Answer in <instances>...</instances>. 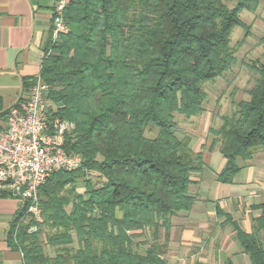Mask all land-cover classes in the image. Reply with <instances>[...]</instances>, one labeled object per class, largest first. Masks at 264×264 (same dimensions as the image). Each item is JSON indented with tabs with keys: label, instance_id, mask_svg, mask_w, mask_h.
Returning a JSON list of instances; mask_svg holds the SVG:
<instances>
[{
	"label": "trees",
	"instance_id": "16d2710c",
	"mask_svg": "<svg viewBox=\"0 0 264 264\" xmlns=\"http://www.w3.org/2000/svg\"><path fill=\"white\" fill-rule=\"evenodd\" d=\"M262 1L74 0L66 8L68 32L53 43L52 28L40 74L49 112L74 125L64 148L83 163L40 187L37 232H28L31 222L18 227V210L9 240L24 264H168L172 219L194 208L192 174L205 169L177 117L204 113L205 83L238 63L252 28L241 15ZM236 27L246 34L233 45ZM247 67L257 75L250 98L209 129L226 159L222 183L264 151V61ZM261 208L253 233L234 223L253 264H264Z\"/></svg>",
	"mask_w": 264,
	"mask_h": 264
},
{
	"label": "crops",
	"instance_id": "0c3cea01",
	"mask_svg": "<svg viewBox=\"0 0 264 264\" xmlns=\"http://www.w3.org/2000/svg\"><path fill=\"white\" fill-rule=\"evenodd\" d=\"M53 9L54 0H0V131L7 126L10 108L27 95L26 85L41 71L52 34ZM203 114L187 120L199 122ZM207 120L205 132L181 125L184 133L192 132L193 151L204 153L205 169L192 174L190 193L197 202L191 211L172 219L165 258L168 264H225L228 260L253 264L238 241L234 223L250 234L263 215L264 151L247 160L233 183L220 182L218 174L226 159L218 147H212V113ZM20 205L19 199L0 191V264H24L22 253L9 240Z\"/></svg>",
	"mask_w": 264,
	"mask_h": 264
},
{
	"label": "built area",
	"instance_id": "2783aa9c",
	"mask_svg": "<svg viewBox=\"0 0 264 264\" xmlns=\"http://www.w3.org/2000/svg\"><path fill=\"white\" fill-rule=\"evenodd\" d=\"M73 1L54 0L53 43L68 32L65 11ZM33 82L27 95L10 108L7 126L0 131V191L20 200L24 211L18 227L31 222L29 233L37 232L43 221L40 187L54 172L75 170L83 163L81 156L64 148L65 132L74 125L49 112L48 86L40 73Z\"/></svg>",
	"mask_w": 264,
	"mask_h": 264
},
{
	"label": "rangeland",
	"instance_id": "374dc122",
	"mask_svg": "<svg viewBox=\"0 0 264 264\" xmlns=\"http://www.w3.org/2000/svg\"><path fill=\"white\" fill-rule=\"evenodd\" d=\"M241 18L247 24L252 25V28L251 34L238 51V63L224 77L218 78L214 82L205 83L204 88L208 92V99L204 106V117L198 122L185 120L178 116L180 127L183 124V127L187 126L193 130L199 129V131L205 132L209 113H212L214 118L211 124L218 127L223 123L221 116L231 114L235 103L250 98L248 90L254 86L257 75L250 71L247 64L258 59L264 61V42H262L264 38V5H261L256 13L244 11ZM245 34L244 29L236 27L231 35L232 44L235 45L238 41L243 40ZM51 51L50 48V53ZM154 134L155 131H147V135L150 137ZM81 190L82 187H79L80 192Z\"/></svg>",
	"mask_w": 264,
	"mask_h": 264
}]
</instances>
